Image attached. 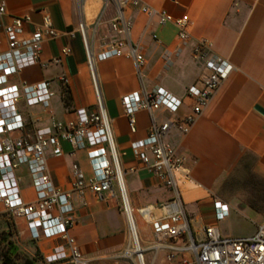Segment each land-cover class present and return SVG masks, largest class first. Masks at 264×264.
Listing matches in <instances>:
<instances>
[{
	"label": "crops",
	"instance_id": "1",
	"mask_svg": "<svg viewBox=\"0 0 264 264\" xmlns=\"http://www.w3.org/2000/svg\"><path fill=\"white\" fill-rule=\"evenodd\" d=\"M157 9H165L174 17L187 15L189 38L179 43L176 27L171 23L160 25L156 17H147L135 6H126L124 16L131 22L130 39L139 46L143 63L137 70L132 58L114 56L96 60L93 74L103 106L109 119L111 135L119 165L124 170V185L132 208L152 206L154 216L161 215L159 206L173 195L158 177L132 153L130 143L146 137L152 120L161 124L173 122L163 141L183 156L182 167L188 173V184L193 188L182 192L188 216L189 230L201 236L203 226L212 225L224 237L250 236L264 217V0H141ZM5 6L4 21L11 16L28 15L25 33L40 29L41 16H50L56 37L45 38L41 44L40 61L43 65L24 68L10 78L13 83L21 80L37 82L46 80L52 96L48 108L40 104L27 106L19 100L18 108L24 123L21 130L8 133L13 140L28 134L32 138L35 128L52 126L54 121L74 117V109L84 107L96 110L95 91L82 37L77 25H84L85 37L93 53L107 45L118 43L122 35L110 28L114 11L109 6L98 22L103 0H0ZM73 31L74 37L68 32ZM154 34V38L152 37ZM211 42L209 52L226 58L233 69L213 93L196 117L190 130L183 134L174 122L190 112L193 99L187 95L188 86H201L206 69L202 59L194 58L198 40ZM63 45L70 47L62 55ZM177 46L178 52H174ZM0 33V50L5 49ZM124 49V46L122 47ZM59 58L56 62L55 59ZM68 78L66 88L59 76ZM160 87L181 103L175 112L159 107L151 113L140 109L134 114V131L128 125L120 98L128 93ZM62 152L46 151V165L55 186L70 192V205L74 225L70 229L74 243L89 264H135L123 254L132 245L128 223L116 185L113 195L103 192L95 196L85 189L82 194L71 190L72 166L77 165L85 178L90 176V166L84 149H74L61 140ZM133 168V170H130ZM21 196L25 201L34 199L31 179L25 164L14 169ZM185 194V195H184ZM219 200L228 206V213L221 219L215 217L213 202ZM0 231L10 220L0 202ZM143 262L147 264H179L192 254L183 250L149 248L152 231L148 223L135 217ZM20 234L14 245L25 251L34 264H70L68 261L43 262V256L61 242L58 237H30L23 219L17 220ZM199 236V237H200ZM182 239L172 243L182 246ZM172 253L171 259L167 258ZM133 254L131 255V257ZM130 257V258H131ZM132 262V263H131ZM145 263V264H146ZM193 264V263H189Z\"/></svg>",
	"mask_w": 264,
	"mask_h": 264
},
{
	"label": "built area",
	"instance_id": "2",
	"mask_svg": "<svg viewBox=\"0 0 264 264\" xmlns=\"http://www.w3.org/2000/svg\"><path fill=\"white\" fill-rule=\"evenodd\" d=\"M109 6L114 11L110 28L122 35L118 43L107 45L101 51L93 53L87 43L83 23L79 22L76 29L82 37L86 61L93 80L96 110L88 112L84 107L75 108L73 118L64 122L54 121L52 126L35 128L32 138L26 134L11 140L8 133L24 127L18 108L19 100H23L27 106L40 104L43 108H48L52 92L46 80L32 83L21 80L19 83H13L10 78L24 68L43 65L40 61L41 44L45 38L56 37L58 33L46 13L41 16L40 29L25 33L24 23L29 20V16L14 15L8 21H4L5 6L0 2V33L6 45L5 49L0 50V202L3 211L11 220L10 226L16 235H19L17 220L21 218L32 239L54 237L61 239L60 243L54 245L51 251L43 256L45 263L68 261L70 264H89L70 235V229L74 225L69 202L70 192H64L53 184L46 165V151L51 149L52 154H60L62 152L60 141L63 140L74 149H84L90 166L88 178L84 177L77 165L72 166V191L80 195L88 189L95 196L103 198V192L112 196L113 185H116L133 245L131 250H125L124 257L130 258L135 254L138 263L143 264L142 249L134 245L137 232L134 229L135 217L138 216L151 227L150 249L154 251L158 248L179 249L192 254L191 260L184 258L179 264H264V217L250 236L224 237L212 225L203 226L200 237L190 232L182 191L176 180V175L180 172L188 179V173L182 167L184 157L177 154L172 145L163 141L168 128L173 124L170 120L161 124H156L152 120L148 135L132 141L130 149L164 186L172 190L173 195L169 201L159 206L161 210L159 216L153 215L150 205L139 208L130 206L124 185V170L119 165L109 119L96 86L93 64L96 60L126 56L134 60L137 70L142 65L143 56L140 48L130 39L131 22L123 13L126 6L137 7L149 18L156 17L160 25L171 22L176 27L179 43H184L189 38V19L187 15L174 17L165 9L154 8L141 0H103L96 22ZM67 35L72 38L74 32L70 31ZM152 37H155L154 34ZM210 47L209 40L200 38L194 48V58L203 60L206 73L201 86L191 85L186 89L187 95L193 99V104L189 113L174 122L183 134L190 130L202 108L233 69V65L226 58L209 52ZM69 52L68 45H63L60 49L62 55ZM174 52H178L177 46ZM58 60L59 58L55 59L56 62ZM59 80L66 88L68 78L60 75ZM120 102L127 116L129 128L134 131V114L138 110L145 109L151 113L159 107H164L175 112L181 100L156 86L143 91L141 96L137 92L125 94L120 98ZM20 164L26 165L31 179L34 192V199L31 201L22 198L18 178L14 175V169ZM213 208L217 219L228 213L227 204L219 200L213 202ZM185 235L186 241L182 246L172 243L173 239H182ZM172 256L171 252L167 254L168 259Z\"/></svg>",
	"mask_w": 264,
	"mask_h": 264
},
{
	"label": "rangeland",
	"instance_id": "3",
	"mask_svg": "<svg viewBox=\"0 0 264 264\" xmlns=\"http://www.w3.org/2000/svg\"><path fill=\"white\" fill-rule=\"evenodd\" d=\"M177 177H178V182H179V184L180 185H184V187L183 188H181L182 189V191L184 190V189H192L193 188V185H191V186H189V187H186L187 186V184L189 183L188 181L189 180H187L186 178H184L183 176H180V175H178V173H177ZM182 195V194H181ZM185 195V194H184ZM182 199H183V196H182ZM183 203H184V200H183ZM185 205V204H184ZM122 216H123V218H124V220H125V214L124 213H122ZM0 217H5V216H1L0 215ZM11 220H5V222H6V229H4V230H1L0 231V264H3L2 263V261H6V262H8L9 264H16V262H20L21 260H23L24 258H28L27 256V254H26V252L25 251H22V250H17L16 248H17V246L16 245H14V241L16 242V239L18 238V236L16 235V233H15V230L10 226V222ZM136 225V224H135ZM137 231V230H136ZM137 235H138V232H137ZM200 235L198 234L197 235V237H199ZM138 237H139V235H138ZM132 240V239H131ZM140 241V240H139ZM140 244H141V242H140ZM9 247V248H8ZM8 248V249H7ZM12 248H15L16 249V254H15V256H13L12 257V261H13V263H12V261H8V260H6L5 258H4V255L6 254V252H7V250H12ZM133 248V245H130L129 246V249L131 250ZM151 256V254H149V253H146L145 254V257H146V261H147V263H148V259H149V257ZM127 260H131V259H133L134 260V263L135 264H139L138 263V259H137V256L135 255V254H133V256L131 257V258H126ZM132 263V262H131ZM146 263V262H145ZM146 263V264H147Z\"/></svg>",
	"mask_w": 264,
	"mask_h": 264
},
{
	"label": "trees",
	"instance_id": "4",
	"mask_svg": "<svg viewBox=\"0 0 264 264\" xmlns=\"http://www.w3.org/2000/svg\"><path fill=\"white\" fill-rule=\"evenodd\" d=\"M9 248V247H8ZM7 248V249H8ZM16 254V249L12 248V250H7L6 254L4 255V258L8 261H12V257L15 256ZM3 264H9L6 261H2ZM13 263V261H12ZM16 264H34L30 259L28 258H24L23 260H21L20 262H16Z\"/></svg>",
	"mask_w": 264,
	"mask_h": 264
},
{
	"label": "bare ground",
	"instance_id": "5",
	"mask_svg": "<svg viewBox=\"0 0 264 264\" xmlns=\"http://www.w3.org/2000/svg\"><path fill=\"white\" fill-rule=\"evenodd\" d=\"M181 171H182V170H181ZM182 172H183V171H182ZM178 175L183 176L181 172L178 173ZM176 176H177V175H176ZM183 177H184V176H183ZM176 180H177V183H178L179 189L182 191L181 188H183L184 185H180V184H179V182H178V177H176ZM187 180H188V179H187ZM182 192H183V191H182ZM134 229H136V228L134 227ZM134 245H135L136 247L141 248V247H140V242H139V237H138V235H137V232H136V236L134 237ZM142 262H143V258H142ZM143 264H145V263L143 262Z\"/></svg>",
	"mask_w": 264,
	"mask_h": 264
}]
</instances>
